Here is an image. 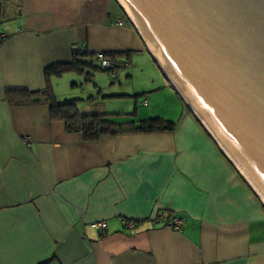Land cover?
Instances as JSON below:
<instances>
[{
  "label": "crops",
  "instance_id": "1",
  "mask_svg": "<svg viewBox=\"0 0 264 264\" xmlns=\"http://www.w3.org/2000/svg\"><path fill=\"white\" fill-rule=\"evenodd\" d=\"M0 34V264H264L263 205L115 0H0ZM79 44L84 63L113 55L114 81L133 84L124 92L92 73L88 96L71 99L82 114L115 115L121 106L107 102L123 101L133 121L159 118L174 131L85 142L47 104L7 103L6 91L44 90L45 69L71 62ZM82 78H51L56 101L60 82L75 89ZM161 212L182 218V230L153 223ZM101 222L105 231L91 228Z\"/></svg>",
  "mask_w": 264,
  "mask_h": 264
},
{
  "label": "water",
  "instance_id": "2",
  "mask_svg": "<svg viewBox=\"0 0 264 264\" xmlns=\"http://www.w3.org/2000/svg\"><path fill=\"white\" fill-rule=\"evenodd\" d=\"M120 1L166 81L264 207V0Z\"/></svg>",
  "mask_w": 264,
  "mask_h": 264
},
{
  "label": "trees",
  "instance_id": "3",
  "mask_svg": "<svg viewBox=\"0 0 264 264\" xmlns=\"http://www.w3.org/2000/svg\"><path fill=\"white\" fill-rule=\"evenodd\" d=\"M87 56L88 53L77 56L73 50L71 62L55 64L45 69L46 87L44 90L37 92L6 91L5 100L11 105L47 104L51 120L63 122L67 133L80 134L85 142H94L104 137L120 135L171 133L174 131L175 123L163 119L154 118L135 122L133 113L128 115L129 121L119 123L115 119L117 115L114 114H82L77 108L78 100L56 101L50 84L51 78L61 77L65 73H77L84 74L87 83L91 81L92 73L100 71L99 66L83 62ZM105 56L115 63L113 55Z\"/></svg>",
  "mask_w": 264,
  "mask_h": 264
},
{
  "label": "rangeland",
  "instance_id": "4",
  "mask_svg": "<svg viewBox=\"0 0 264 264\" xmlns=\"http://www.w3.org/2000/svg\"><path fill=\"white\" fill-rule=\"evenodd\" d=\"M123 12H124V14L126 16V12L124 10H123ZM126 18H127V16H126ZM138 31L140 32L139 29H138ZM118 74H119V72H118ZM73 75H75V74H73ZM96 76H98L101 79H103L102 83L106 84V87H110V88L111 87H119V84H121V87L123 88L122 90H125L124 92H129V93L133 92L132 91L133 84L130 81L126 80L123 77L122 74L119 75V78H118L117 81H113L110 78L109 74L105 73V72H102L101 74L99 73ZM71 82L70 81H66L65 82V80H63V82H60L59 87L57 86L58 87V89L56 88V91H57V94H58L57 97H58V99L60 101L71 100V99H79L81 97L85 98L86 96H88L86 94H88L87 92L89 91V90H87V89H89V83H86L85 79L82 78L75 89L71 88V86H70ZM141 85H142V82H139L138 80H136L135 84H134L135 90L138 87H140ZM110 88L105 89L106 91H104V92H107L105 94H110V92H111ZM115 89H117V88H115ZM74 95H76V97ZM78 96H81V97H78ZM107 103H113V104H111V105H113L112 106L113 108H116L117 105H120L121 109H117L120 112L118 114H115V115H117L115 117V119L119 123L126 122L125 120L128 119V115L131 112V108L130 109H127V108L125 109V105L126 104L123 101L122 102H115V101L112 100L111 102H107ZM114 112H118V111H114Z\"/></svg>",
  "mask_w": 264,
  "mask_h": 264
},
{
  "label": "built area",
  "instance_id": "5",
  "mask_svg": "<svg viewBox=\"0 0 264 264\" xmlns=\"http://www.w3.org/2000/svg\"><path fill=\"white\" fill-rule=\"evenodd\" d=\"M5 40V36L0 34V44ZM75 55L83 56L87 53L86 47L84 45H77L73 49ZM94 59L97 65L100 68L101 72L108 73L110 78L114 81L117 78V71L119 66L108 59L104 53H96L94 55ZM143 105H146V101H143ZM151 221L153 223H158L163 225L164 227L171 228L175 231H181L184 225V220L180 217L170 215L166 212H161L156 217L152 218ZM122 225L127 230H133L135 228V222L133 221H122ZM91 228L99 231H105L107 228L106 223H95L91 225Z\"/></svg>",
  "mask_w": 264,
  "mask_h": 264
},
{
  "label": "bare ground",
  "instance_id": "6",
  "mask_svg": "<svg viewBox=\"0 0 264 264\" xmlns=\"http://www.w3.org/2000/svg\"><path fill=\"white\" fill-rule=\"evenodd\" d=\"M119 1V3H120V5L122 6V7H124L123 6V3L120 1V0H118ZM124 10H125V12H126V15L128 16V18H129V20L139 29V27H138V25H137V22L135 21V19H134V17L131 15V13L127 10V9H125V7H124Z\"/></svg>",
  "mask_w": 264,
  "mask_h": 264
}]
</instances>
